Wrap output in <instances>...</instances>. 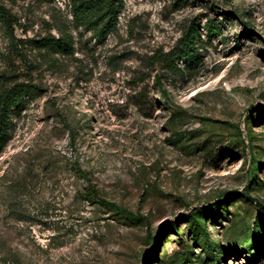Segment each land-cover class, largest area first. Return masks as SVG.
<instances>
[{
	"label": "rangeland",
	"instance_id": "374dc122",
	"mask_svg": "<svg viewBox=\"0 0 264 264\" xmlns=\"http://www.w3.org/2000/svg\"><path fill=\"white\" fill-rule=\"evenodd\" d=\"M122 4L98 42L70 0H0V84L37 90L0 153V264H264V0ZM192 22L182 78L161 60ZM64 26L72 55L27 43Z\"/></svg>",
	"mask_w": 264,
	"mask_h": 264
},
{
	"label": "trees",
	"instance_id": "16d2710c",
	"mask_svg": "<svg viewBox=\"0 0 264 264\" xmlns=\"http://www.w3.org/2000/svg\"><path fill=\"white\" fill-rule=\"evenodd\" d=\"M122 6V0H70L72 22L77 27L90 32L98 42L103 41L116 29ZM206 30L208 36H211L216 28L214 25L206 24ZM27 43L33 50L46 56H69L74 51L72 34L65 26L58 30V36L48 34L37 40H29ZM202 44L200 29L192 22L175 47L167 53L166 58L161 60L164 69L183 78L185 71L192 72L201 62L199 50ZM179 61H184L185 71L177 67ZM154 80L157 82L156 77ZM36 91L34 87L25 83L0 84V153L10 139L13 115L25 107V100H33L37 97ZM90 198L87 197L88 200ZM98 203L115 214L133 217L130 212L113 203L104 200H98ZM257 239L253 236V240Z\"/></svg>",
	"mask_w": 264,
	"mask_h": 264
}]
</instances>
